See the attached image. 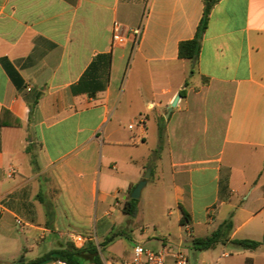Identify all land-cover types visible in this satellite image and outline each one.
Listing matches in <instances>:
<instances>
[{
  "label": "crops",
  "instance_id": "obj_1",
  "mask_svg": "<svg viewBox=\"0 0 264 264\" xmlns=\"http://www.w3.org/2000/svg\"><path fill=\"white\" fill-rule=\"evenodd\" d=\"M204 10L205 0H0V234L20 218L28 231L92 240L150 168L145 187L168 183L191 232L228 207L244 215L227 214L231 238L263 239L264 0H218L198 61L181 59ZM99 55H111L109 82L98 64L94 88L77 92Z\"/></svg>",
  "mask_w": 264,
  "mask_h": 264
},
{
  "label": "rangeland",
  "instance_id": "obj_2",
  "mask_svg": "<svg viewBox=\"0 0 264 264\" xmlns=\"http://www.w3.org/2000/svg\"><path fill=\"white\" fill-rule=\"evenodd\" d=\"M124 203L125 201L122 199V205ZM109 210L112 214L102 219L104 226L99 227L95 238L89 239L86 243L97 248L98 255L104 264L130 261L136 245H141L152 251H158L164 247L181 251L189 256L191 264L215 263L223 252L229 256L221 260L222 264H246L247 260H251L252 264H264L263 247L251 251L232 244H220L209 251L195 250L192 243L194 238L211 235L218 229L222 223L221 220L232 219V213L236 215L234 221L237 223L244 219V215L238 211V208L224 207L220 215L216 216L218 221L211 224L204 235L191 232L186 226L180 224L181 211L174 201L173 190L168 183L155 188L153 178H151L148 186L143 190L139 199L138 211L135 214H126L123 212V208ZM229 212L231 215L227 216ZM4 226L7 233L5 236L0 234V263L3 264L27 263L52 250L70 244L74 245L72 237L69 235L28 231V226L22 231V228L12 218H8ZM81 233L84 237L89 235ZM111 236H114L113 241L103 245L106 239Z\"/></svg>",
  "mask_w": 264,
  "mask_h": 264
},
{
  "label": "trees",
  "instance_id": "obj_3",
  "mask_svg": "<svg viewBox=\"0 0 264 264\" xmlns=\"http://www.w3.org/2000/svg\"><path fill=\"white\" fill-rule=\"evenodd\" d=\"M218 0H205V10L201 22L198 26L197 33L194 39L184 41L180 44L179 56L181 59H189L193 62H197L200 52H201V42L205 31L207 30L209 23V16L211 9ZM112 58L111 55H99L97 60H95L90 68L85 73L83 79L79 83L78 87L75 90L78 91H89L93 89V82L90 80L93 77V71L98 64H101L102 73L106 75V83L110 80V68H111ZM193 73V72H191ZM160 131V140L161 144L159 148L154 152V156H158L162 150V140L164 133V126H159ZM133 191L130 192L129 197L125 201L123 212L126 214H135L138 211L139 199H133L131 197ZM39 198L43 202L47 214L53 212V204L47 202L42 195L39 194ZM183 216L181 219V225H189V214L182 210ZM234 224L231 219L225 220L222 222L218 229L215 230L211 235L206 237L194 238L193 248L197 251H208L215 249L218 245L223 244H232L244 250L255 251L260 247L264 246V237L262 240H251V239H233L231 238L233 232ZM115 236V235H114ZM114 236L108 237L103 245H106L113 241ZM91 243V242H89ZM54 260H65L69 264H104L100 256L98 255L97 248L94 245L86 244L83 248H76L73 244H70L66 247H61L55 250L46 253L42 257H39L28 263L17 262L10 264H47ZM3 264V263H0ZM246 264H252L251 260H247Z\"/></svg>",
  "mask_w": 264,
  "mask_h": 264
},
{
  "label": "built area",
  "instance_id": "obj_4",
  "mask_svg": "<svg viewBox=\"0 0 264 264\" xmlns=\"http://www.w3.org/2000/svg\"><path fill=\"white\" fill-rule=\"evenodd\" d=\"M123 32L124 27L119 22H114L113 24V42L116 44L121 43L123 41ZM131 32V31H130ZM135 38V44L138 43L141 34H142V27L132 30L131 32ZM142 124V122H139ZM130 128H133V125H130ZM13 171H11L8 177L13 176ZM16 224L21 227L25 228L27 224L20 218H16ZM88 238L84 237L83 235H73L72 241L77 248H82L88 242ZM229 254L223 252L219 258V260L215 263H202V264H222L221 260L223 258L228 257ZM50 264H69L65 260H54ZM116 264H191L189 256L184 254L181 251H174L164 247L158 251H152L144 248L141 245H136L134 247L133 255L130 261H120Z\"/></svg>",
  "mask_w": 264,
  "mask_h": 264
},
{
  "label": "water",
  "instance_id": "obj_5",
  "mask_svg": "<svg viewBox=\"0 0 264 264\" xmlns=\"http://www.w3.org/2000/svg\"><path fill=\"white\" fill-rule=\"evenodd\" d=\"M178 99H179V96H178V98L175 100V102L173 103V106L176 105ZM150 177H151V169L149 168V169L147 170V172L145 173L144 179L141 180V181L137 184V186L134 188V190H133V192H132V194H131V197H132L133 199H140V198H141L142 191H143L144 187L146 186L147 181H148V179H149Z\"/></svg>",
  "mask_w": 264,
  "mask_h": 264
}]
</instances>
